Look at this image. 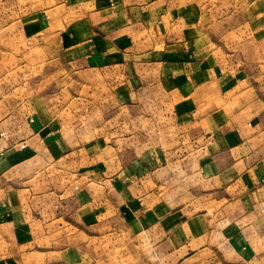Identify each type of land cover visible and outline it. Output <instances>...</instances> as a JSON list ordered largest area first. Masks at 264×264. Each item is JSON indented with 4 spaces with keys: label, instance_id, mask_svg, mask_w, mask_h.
<instances>
[{
    "label": "crops",
    "instance_id": "0c3cea01",
    "mask_svg": "<svg viewBox=\"0 0 264 264\" xmlns=\"http://www.w3.org/2000/svg\"><path fill=\"white\" fill-rule=\"evenodd\" d=\"M82 4L71 34L58 33L72 40L65 50L72 54L73 76L61 90L58 76L65 68L53 69L54 80L33 94L26 108L34 116L31 131L56 132L54 126L68 124L67 113L80 116L88 102L89 116L104 110L106 134L109 126L113 131L115 105L135 112L137 120L152 119L154 138L135 159H115L110 144H27L24 157L68 149L79 160L87 149L90 180L103 183L106 198H119L125 211L140 215L134 225L160 213L181 164L185 196L200 195L201 212L215 206L224 219L264 230V0ZM60 93L72 99L52 102ZM125 119L132 121L122 115L121 126ZM139 141L145 144V138ZM17 145L0 144V152L11 161L19 155ZM31 222L25 214L1 227L20 230Z\"/></svg>",
    "mask_w": 264,
    "mask_h": 264
},
{
    "label": "rangeland",
    "instance_id": "374dc122",
    "mask_svg": "<svg viewBox=\"0 0 264 264\" xmlns=\"http://www.w3.org/2000/svg\"><path fill=\"white\" fill-rule=\"evenodd\" d=\"M83 2L0 0V144H18L19 150L11 161L0 152V264H264V230L247 220L224 219L215 206L201 212L200 195L185 196L184 165L177 164L178 178L168 183L172 189L162 197L160 213L145 225H134L140 215L125 211L119 198H106L103 183L90 180L87 149L78 152L79 160L68 149L59 155L35 150L32 160L24 157L27 144H110V154L120 161L122 154L136 157L154 138L152 119L137 120L135 112H121L115 105L113 131L109 126L106 134L104 110L89 116L88 102L82 103L80 116L67 113L68 124L54 126L56 132L31 131L34 116L26 108L33 94L54 80L53 69L65 68L58 76L61 90L71 79L72 54L65 47L72 40L58 33L71 34ZM53 96L58 104L72 99ZM120 114L132 121L125 119L121 126ZM76 162L80 166L74 169ZM25 214L33 221L30 227H1Z\"/></svg>",
    "mask_w": 264,
    "mask_h": 264
}]
</instances>
